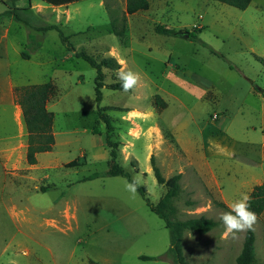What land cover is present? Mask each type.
Listing matches in <instances>:
<instances>
[{
  "label": "rangeland",
  "instance_id": "obj_1",
  "mask_svg": "<svg viewBox=\"0 0 264 264\" xmlns=\"http://www.w3.org/2000/svg\"><path fill=\"white\" fill-rule=\"evenodd\" d=\"M105 5L125 10V0H81L56 11L40 0H0V10L15 8L20 19H1L8 57L0 61L21 83L57 88L51 151L37 154L21 177L4 174L0 163V264H171L169 230L137 191L125 190L126 179L83 181L108 168L105 125L97 114L96 71L63 45L60 33L76 50L112 56L120 69L138 74L129 92L104 86L99 106L115 108L105 114L118 162L139 177L151 203L166 191L153 175L154 156L165 179L181 174L177 217L217 222L207 233H184L186 262L235 264L246 231L226 236L220 215L264 182V0L245 10L213 0H151L148 10L125 15L123 40L111 33ZM25 22L36 30L31 37L43 39L27 62L17 56L30 46H19ZM157 25L173 33L157 34ZM49 26L56 29L40 30ZM103 72L105 85L118 81L117 72ZM157 96L164 107L155 106ZM73 160L82 165L65 166ZM251 230L254 264H264V211Z\"/></svg>",
  "mask_w": 264,
  "mask_h": 264
},
{
  "label": "trees",
  "instance_id": "obj_2",
  "mask_svg": "<svg viewBox=\"0 0 264 264\" xmlns=\"http://www.w3.org/2000/svg\"><path fill=\"white\" fill-rule=\"evenodd\" d=\"M16 1V0H15ZM46 5L62 6L79 2L81 0H40ZM151 0H125V10L119 13L116 9H107L109 17V24L111 33L123 40L127 33L126 16L133 15L140 11H146L149 9ZM215 2L236 8L238 10H245L251 0H213ZM6 14L13 15L15 20H20L16 15L15 9H8ZM56 29V26H49L41 28V31H47ZM157 34L170 35L172 30L165 28L161 25H157L154 28ZM61 42L69 51H72L77 58L83 59L96 71L94 79V94L97 103V114L99 121H102L105 125L104 132V147L108 153L107 170L102 173H92L85 177L83 181L94 180L101 176H119L126 179L127 182L132 181V177L118 162L119 159V144L112 140V133L114 126L111 122V118L105 114L107 110H115V108H103L99 106L102 99L101 89L106 86L111 90H120L121 84L119 81H114L109 85H105V74L103 70H110L116 73L120 69V64L112 56H104L101 58H95L94 56L86 54L84 51L76 50L69 42L68 37L62 33L59 34ZM190 37V36H189ZM17 91L18 101L22 109L23 122L27 132V150L26 160L29 165L36 164V155L43 152L51 151L54 145V135L52 132L54 114L46 109L48 101L54 99L57 94V88L52 82L29 85L23 87ZM260 94L264 97V91ZM156 107H164L165 104L157 96L154 102ZM117 110V109H116ZM150 164L152 172L155 177L156 183L159 186L166 188L165 193L159 199L156 204L150 202L146 189L143 186H137V192L144 199L147 207L152 213L160 218L164 227L170 232V245L167 251V257L171 261V264H190L186 262L182 253V240L184 233L194 232L197 234H204L217 226V222L210 218H206L204 215L190 217L186 219H179L177 217V209L174 205V201L180 194L181 174H174L171 177L165 179L158 166L155 164L154 156L150 157ZM82 165L81 161L73 160L67 163L66 167H76ZM251 197L250 205L251 210L260 215L264 211V182L255 186L250 192ZM254 241L255 236L252 230H246L240 253L235 259V264H254ZM139 259L149 260V257L140 256Z\"/></svg>",
  "mask_w": 264,
  "mask_h": 264
},
{
  "label": "crops",
  "instance_id": "obj_3",
  "mask_svg": "<svg viewBox=\"0 0 264 264\" xmlns=\"http://www.w3.org/2000/svg\"><path fill=\"white\" fill-rule=\"evenodd\" d=\"M252 2V0H251ZM50 6L52 11H56L62 6ZM45 7V6H44ZM15 9V8H8ZM38 9V8H37ZM7 8H1L0 10V59H7L8 53L6 50L8 28L3 26L1 19L3 17L9 18V20L14 19L12 15L6 14ZM40 10H37V13ZM64 11V10H63ZM23 27L26 31V37L23 39V43H19V46L26 47V51L22 53H17L24 61H30L32 57L41 51L42 46V36L31 37V32H36L27 23H23ZM29 29V30H28ZM2 49V50H1ZM25 49V48H24ZM2 61V60H1ZM0 61V163L2 164V171L4 174L13 173L14 176H22L23 171L32 170L35 165H29L26 160V150H27V132L23 122L22 109L18 101L17 91L23 87L29 85H35L39 83H34L28 81V83H21L17 71L12 68L8 61ZM53 100H50L46 104V109L51 111V106ZM53 113V112H52ZM54 114V113H53ZM23 163L27 164L25 168Z\"/></svg>",
  "mask_w": 264,
  "mask_h": 264
},
{
  "label": "clouds",
  "instance_id": "obj_4",
  "mask_svg": "<svg viewBox=\"0 0 264 264\" xmlns=\"http://www.w3.org/2000/svg\"><path fill=\"white\" fill-rule=\"evenodd\" d=\"M117 79L124 92L131 91L138 83L139 76L131 70L123 68L117 71ZM140 183L139 177H133L131 182L125 183V190L135 193ZM251 197L242 194L241 197L230 205V211L220 215L225 228V235L236 236L237 233L251 230L257 221V215L251 210Z\"/></svg>",
  "mask_w": 264,
  "mask_h": 264
},
{
  "label": "water",
  "instance_id": "obj_5",
  "mask_svg": "<svg viewBox=\"0 0 264 264\" xmlns=\"http://www.w3.org/2000/svg\"><path fill=\"white\" fill-rule=\"evenodd\" d=\"M182 37L183 38H188V35L187 34H182Z\"/></svg>",
  "mask_w": 264,
  "mask_h": 264
}]
</instances>
